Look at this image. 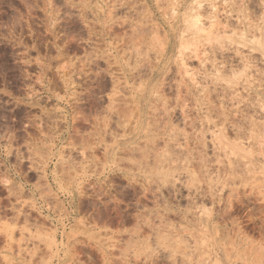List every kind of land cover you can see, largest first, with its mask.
<instances>
[{
  "label": "clouds",
  "instance_id": "9594fccd",
  "mask_svg": "<svg viewBox=\"0 0 264 264\" xmlns=\"http://www.w3.org/2000/svg\"><path fill=\"white\" fill-rule=\"evenodd\" d=\"M0 264H264V0H0Z\"/></svg>",
  "mask_w": 264,
  "mask_h": 264
}]
</instances>
